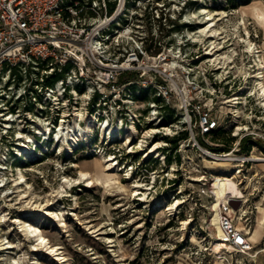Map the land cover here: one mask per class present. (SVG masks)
Here are the masks:
<instances>
[{
    "label": "rangeland",
    "instance_id": "obj_1",
    "mask_svg": "<svg viewBox=\"0 0 264 264\" xmlns=\"http://www.w3.org/2000/svg\"><path fill=\"white\" fill-rule=\"evenodd\" d=\"M160 1L166 7L156 9V0H145L135 13L149 11L148 18H156V10L167 13L169 27L179 29L168 41L174 39L178 48V42L189 39V50L200 55L196 61L182 58L171 79L158 78L171 93L163 122L156 126L146 122L151 117L145 118L130 146L122 140L105 143L95 125L72 143V150L65 146L58 152L52 142L43 143L29 153L35 157L31 162L15 155L28 149V141L18 138L14 125L0 139V153L6 158L0 163V264H14L20 257L25 264H264V99L255 76L264 70V0ZM202 7L220 12L215 37L200 32ZM211 49L215 55L208 53ZM188 64L194 65L191 79L197 78L205 93L191 89L184 67ZM187 102L213 108L211 134H198V121L193 112L187 113ZM86 103L83 96L76 107L58 113L67 115L71 124L87 125L92 109ZM139 107L146 116L147 104ZM190 116L193 121L186 124ZM195 139L200 147L194 146ZM232 150L262 159L243 162L218 155ZM102 151L113 158L116 153L120 172L108 169ZM20 167L28 184L16 188L12 179L19 177ZM234 172L245 196L226 199L223 206L230 208L238 227L250 229L253 249L246 254L221 247L214 224L219 198L214 183ZM25 193L28 197L22 199ZM56 210L60 218L47 214ZM19 216L39 223L47 246L60 247L58 252L39 247L36 237L24 234L15 221Z\"/></svg>",
    "mask_w": 264,
    "mask_h": 264
},
{
    "label": "built area",
    "instance_id": "obj_2",
    "mask_svg": "<svg viewBox=\"0 0 264 264\" xmlns=\"http://www.w3.org/2000/svg\"><path fill=\"white\" fill-rule=\"evenodd\" d=\"M143 1L0 0V139L17 125L18 138L37 141H28L26 148L34 153L41 146L38 143L47 141L39 133L41 122L55 130L67 125L68 116L58 112L76 107L83 96H87L86 105L107 144L118 143L128 127L134 126L136 134L139 126L146 124L145 118L151 117L152 121L146 122L159 126L166 117L163 108L171 93L158 78L171 79L182 58L196 61L200 55L189 50L193 44L189 39L178 42V48L174 39L168 41L179 29L177 25L169 27L167 13L156 10V18L153 14L148 18L146 10L135 13ZM156 3V9L167 4ZM150 19L157 24L149 23ZM184 67L191 89L205 93L204 85L191 79L194 65ZM142 103L148 106L146 116L141 115ZM185 107L189 115L194 113L199 135L213 132L212 107L191 102ZM192 121L190 116L185 123ZM106 126L118 128L111 140L103 131ZM194 146L200 147L196 139ZM15 155L27 153L16 151ZM248 157L243 162H249ZM223 207L227 216L221 223L225 231L222 240L232 248L228 252H250V229L238 227L230 208Z\"/></svg>",
    "mask_w": 264,
    "mask_h": 264
},
{
    "label": "bare ground",
    "instance_id": "obj_3",
    "mask_svg": "<svg viewBox=\"0 0 264 264\" xmlns=\"http://www.w3.org/2000/svg\"><path fill=\"white\" fill-rule=\"evenodd\" d=\"M200 12H201L202 15H204V18H205V20L202 21V23H203L202 25L203 26H200V32H205L210 37H215L217 35V33H218V31H217L218 28H216V25H217V17L216 16L219 15L220 12L218 10H216V9L215 10H210L207 7H202ZM212 43H214V42H212ZM249 44H251V42H249ZM212 47H214V46H212ZM213 49H211L212 51H210L208 53H211V55H215V51H213ZM262 67H264L263 64H262ZM255 76L258 79L257 80L258 84H260V93L262 94L263 99H264V70H260V72L257 75H255ZM80 116H83V115L80 114ZM81 118H83V117H81ZM88 122L89 123H87V125H82V124H79V123L78 124H74L75 122L72 123V124L68 123L67 125L64 124V125H62L60 127L59 131L57 130L58 132L56 130H53L52 128H49V127L45 126V125H40L39 126V133L44 135L45 139L47 140L45 142H52V145L54 147H56V148L59 147L58 152L64 151L65 146L68 147L69 150H72L71 146H72V143L74 141L78 140L80 137H86L88 134H90L91 131H93L94 126L95 125L97 126V123H96L94 118H92V120H88ZM103 129H104L103 130L104 133L108 134L110 140L113 139L118 133V128H112L111 126H106ZM148 131H150V130H148ZM50 132H51V135H50L51 137L48 134ZM135 135L136 134H135L134 126L128 127L127 131H126V135L122 134L120 139L123 141V143L128 144L130 146L133 143V141H134L133 138H134ZM28 141L37 142V141L34 140L33 137H29ZM45 142L38 143V144L42 145ZM157 148H158V145L154 146L152 151L155 152ZM20 151L22 153L26 152L27 153V157H28L29 160L35 158V157H33L34 155L33 156L30 155L26 151V149H21ZM106 153L107 152H103L102 151L100 153V155H101V158L103 160H105V163H107L109 165L108 169H110L111 167H115V169L114 168L113 169L115 171L117 170V172H120L119 170H121L122 168H118L119 165L115 161V158H113L112 155H109V154H106ZM246 157L247 156H239V155H236L234 153H230V154H227V156H225L224 159L239 161V160L245 159ZM4 159H6V158H4L1 155V153H0V163L5 164L4 163L5 162ZM219 159H221V158H219ZM248 159L249 160H260L262 158L255 157V156H249ZM4 168L7 169V167H4ZM18 174H19L18 178L12 179L14 181L13 185H15L16 188H20L24 184H28V181L26 179V175L24 173L23 167H20L18 169ZM82 174L86 176V173H82ZM2 175H4L3 176V182H4L3 186H7L9 183L6 181V172H4ZM128 176H130L131 178L133 177L132 174H130V173H128ZM237 176H238V173L234 172L232 177H225V176L218 177L216 179V182L214 183L215 193L219 197L218 201L216 203L217 212H216V216L214 218V224H215V227L217 228V236L219 238L220 245H221V247L226 248L227 250H229L231 247H229L222 240V238H223V236L225 234V231H224V229H223V227L221 225V223L223 221V214L221 212V209L223 207V201L224 200H226V199H230V200L241 199V198H244V196H245L244 192L242 191V189L238 186L237 182L235 181V178ZM138 186L139 185L136 184V191H137L138 194H141L142 193L141 192V188H139ZM22 193H23V191H22ZM26 197H28L27 193L23 194L21 198L23 199V198H26ZM59 211H61V210H59ZM47 214L51 215L52 218H55V217L56 218H60V216H61L60 212H58L57 210L53 211V212L48 211ZM15 221H17L19 223V226L21 227V229L24 232V234H26L27 236L36 237V239L39 241V244H40L39 247L47 246L50 243L49 239H47V237L44 234V232H43V230H42V228H41L39 223L29 222V220L24 219V217H22V216H19V218H17ZM63 224L66 226V222H64ZM10 247H12V245L8 246L7 248H10ZM39 247L37 249H40ZM47 247H52L51 248L52 251H55V252H58V250L60 248L58 246H52V245L51 246H47ZM0 251H1V248H0ZM14 264H25V261H24V259L22 257L15 258Z\"/></svg>",
    "mask_w": 264,
    "mask_h": 264
}]
</instances>
